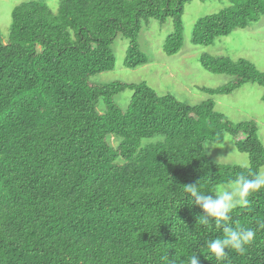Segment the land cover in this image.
Masks as SVG:
<instances>
[{"label": "trees", "instance_id": "16d2710c", "mask_svg": "<svg viewBox=\"0 0 264 264\" xmlns=\"http://www.w3.org/2000/svg\"><path fill=\"white\" fill-rule=\"evenodd\" d=\"M190 1L58 0L53 12L32 0L12 9L7 42L0 39V264H188L193 254L200 264H264V189L228 222L255 230L253 243L217 260L207 244L223 231L211 218L198 223L203 210L183 188L198 183L215 195L219 185L257 174L264 146L256 124L227 120L212 100L191 106L144 83L89 80L113 68L118 34L127 40L124 67L146 63L137 37L148 19L171 21L162 51L178 53ZM230 2L197 20L192 43L208 46L264 16V0ZM199 64L233 78L200 87L208 95L246 83L264 88V73L244 59L201 55ZM125 90L132 94L121 110L113 98ZM225 135L247 167L209 159L205 146Z\"/></svg>", "mask_w": 264, "mask_h": 264}, {"label": "rangeland", "instance_id": "374dc122", "mask_svg": "<svg viewBox=\"0 0 264 264\" xmlns=\"http://www.w3.org/2000/svg\"><path fill=\"white\" fill-rule=\"evenodd\" d=\"M32 0H0V39L6 43L11 22V11L20 3ZM55 12L58 0H41ZM230 0H191L184 5L181 16L182 47L175 55H166L162 51L165 38L172 30L169 19L160 23L154 19L141 22L137 42L139 50L146 57V63L134 69L125 68L123 60L126 54L127 40L120 34L116 35L110 50L114 57V66L111 70L92 76L89 80L93 84H107L123 82L128 84L144 83L158 95L170 94L186 105H197L212 100L214 110L222 114L227 120L237 123L253 121L257 126V136L264 146V88L246 83L227 95H208L200 87L208 89L219 88L230 81L228 75H216L204 70L199 64L201 55L223 57L236 61L244 59L264 73V16L257 22L243 29H234L229 35L216 38L208 46L197 45L191 41L192 29L198 19L218 13L230 7ZM131 92L125 90L116 96L113 101L125 110L131 97ZM98 111L104 110L102 101L97 106ZM153 140H160L159 137ZM149 141V140H148ZM117 139H110L115 147ZM209 159L218 164L247 167L248 157L239 152L229 135H225L222 143L205 146ZM264 173V165L258 170ZM230 184L219 185L228 187Z\"/></svg>", "mask_w": 264, "mask_h": 264}, {"label": "clouds", "instance_id": "9594fccd", "mask_svg": "<svg viewBox=\"0 0 264 264\" xmlns=\"http://www.w3.org/2000/svg\"><path fill=\"white\" fill-rule=\"evenodd\" d=\"M184 191L191 195L193 203L203 210L199 215V224L208 225L210 218L214 219L215 227L222 229L223 237L208 241L207 247L217 260H223L227 256V250L233 249L243 254L246 246L251 245L256 232L251 228H234L228 223L230 213L238 205H247L251 193L264 189V173H257L251 177L239 175L228 187L221 186L217 189V195H210L200 191L199 184L183 186ZM264 228V223L260 224ZM168 260V259H167ZM168 264H176L175 260H168ZM188 264H200L197 254H193Z\"/></svg>", "mask_w": 264, "mask_h": 264}]
</instances>
